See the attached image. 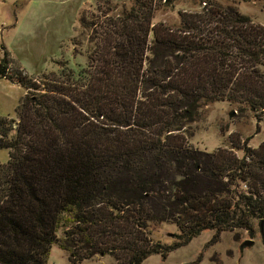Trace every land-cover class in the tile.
<instances>
[{"label": "trees", "instance_id": "1", "mask_svg": "<svg viewBox=\"0 0 264 264\" xmlns=\"http://www.w3.org/2000/svg\"><path fill=\"white\" fill-rule=\"evenodd\" d=\"M198 1L200 11H181L168 26L153 20L172 0H134L97 25L78 70L61 64L37 80L4 52L0 79L27 94L17 121L0 118L9 152L0 264H47L55 244L72 262L110 255L142 264L206 230L213 242L238 229L253 236L256 221L264 243V145L238 157L186 137L212 102L264 116V27L233 6ZM159 223L177 225L176 243L149 239Z\"/></svg>", "mask_w": 264, "mask_h": 264}, {"label": "rangeland", "instance_id": "2", "mask_svg": "<svg viewBox=\"0 0 264 264\" xmlns=\"http://www.w3.org/2000/svg\"><path fill=\"white\" fill-rule=\"evenodd\" d=\"M169 7L159 9L153 23L178 26L180 12L201 10L198 0H172ZM222 7L233 6L255 24L264 27V0H215ZM134 0H0V62L8 52L11 67L20 66L32 78L41 79L58 72L61 64L75 70L88 62L87 49L97 25L118 18L134 7ZM82 18L87 25H82ZM99 28V26H98ZM152 41V38L149 39ZM65 63V64H64ZM263 71H264V67ZM27 91L8 79H0V118L18 120L15 110ZM229 102L209 103L202 108L198 120L190 125L186 137L191 146L213 152L218 148L243 157L244 146L257 149L264 145V116ZM9 152L0 148V164L7 163ZM253 236L243 229L223 232L213 242L214 232L203 231L166 258L150 256L142 264H264V243L260 223L255 222ZM149 239L168 246L178 241L179 228L172 223L151 225ZM253 240L251 246L246 241ZM47 264H118L110 256H96L72 262L69 253L55 244Z\"/></svg>", "mask_w": 264, "mask_h": 264}, {"label": "water", "instance_id": "3", "mask_svg": "<svg viewBox=\"0 0 264 264\" xmlns=\"http://www.w3.org/2000/svg\"><path fill=\"white\" fill-rule=\"evenodd\" d=\"M253 243H254V241H253V240H250V241H246V242L244 243V245H246V246H251V245H253Z\"/></svg>", "mask_w": 264, "mask_h": 264}]
</instances>
